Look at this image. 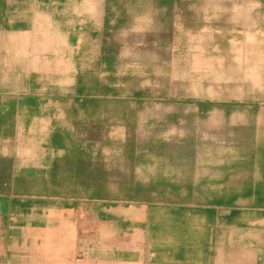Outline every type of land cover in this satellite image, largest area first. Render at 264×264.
Listing matches in <instances>:
<instances>
[{
	"label": "crops",
	"instance_id": "crops-1",
	"mask_svg": "<svg viewBox=\"0 0 264 264\" xmlns=\"http://www.w3.org/2000/svg\"><path fill=\"white\" fill-rule=\"evenodd\" d=\"M165 3L0 0V264H264V154L234 158L207 187L229 195L204 202L64 195L94 190L59 178L94 160L78 132L87 106L115 98L106 40Z\"/></svg>",
	"mask_w": 264,
	"mask_h": 264
},
{
	"label": "rangeland",
	"instance_id": "rangeland-1",
	"mask_svg": "<svg viewBox=\"0 0 264 264\" xmlns=\"http://www.w3.org/2000/svg\"><path fill=\"white\" fill-rule=\"evenodd\" d=\"M176 2L106 40L118 63L102 89L116 94L86 108L80 147L94 160L59 178L70 189L115 204L146 203L129 199L137 187L151 203L204 202L229 195L207 187L234 158L264 154V0Z\"/></svg>",
	"mask_w": 264,
	"mask_h": 264
},
{
	"label": "trees",
	"instance_id": "trees-1",
	"mask_svg": "<svg viewBox=\"0 0 264 264\" xmlns=\"http://www.w3.org/2000/svg\"><path fill=\"white\" fill-rule=\"evenodd\" d=\"M92 85L93 84L87 86L86 88L87 89H90V87ZM105 89H107V88L105 87ZM136 95H137V93H136ZM191 101H194L195 103H197L199 105L201 104V102L198 101V100H191ZM88 187H91V188L94 189L92 192H87L86 193V196L88 198H93V199H103L104 198V196L102 195V193H101L100 190H96L93 186H88ZM141 189L142 188H140V187L139 188L138 187L137 188H134L133 189L134 195H132L129 199L130 200H134V201H143V202H146V203H151L152 198L150 196H147V195L140 196V190Z\"/></svg>",
	"mask_w": 264,
	"mask_h": 264
}]
</instances>
